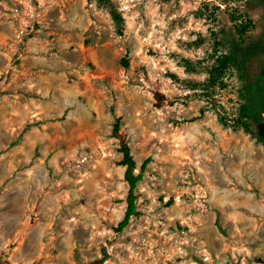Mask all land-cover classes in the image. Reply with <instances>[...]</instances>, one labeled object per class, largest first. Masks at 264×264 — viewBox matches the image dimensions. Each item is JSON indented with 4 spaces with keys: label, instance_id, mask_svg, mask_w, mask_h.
<instances>
[{
    "label": "clouds",
    "instance_id": "clouds-1",
    "mask_svg": "<svg viewBox=\"0 0 264 264\" xmlns=\"http://www.w3.org/2000/svg\"><path fill=\"white\" fill-rule=\"evenodd\" d=\"M19 2L25 13L18 42L33 21L42 29H50L53 22L67 32L92 29L93 36L106 34L119 47L118 61L127 55L132 64L125 68L118 63L115 80L100 81L93 100L80 89L83 75L91 73L86 65H75L55 53L53 60L58 63L36 61L55 70L47 78L28 79L21 85L40 97L22 106V119L62 117L61 133L88 125L95 135H73L65 141L66 150H61L49 145L47 126L26 134L27 150L16 149L0 175V252L9 254L12 264H31L19 248L13 252L9 244L22 245L26 234L35 233L38 244L47 239L49 250L58 236L71 252L76 247L74 233L82 229L88 233L85 243L92 255H85L81 248V264H92V259L104 264H230L229 254L232 262L251 257L243 237L256 234L258 238L264 228V158L257 157L251 143L238 151L227 147L218 118L210 111L201 117L200 109L210 107L206 100L196 99L202 90L185 84L207 80L206 73H190L182 63H196L205 56L203 48L181 47V42L196 40L190 35L193 31L207 35L203 22L190 15L199 10L202 0H178V4L177 0H72L68 8L69 0ZM57 10L58 18L49 20V14ZM113 11L123 20V35L117 32ZM71 47L69 36L60 51ZM37 146L39 158H35ZM123 147L135 162L131 169L123 163ZM259 151L264 153V145ZM148 157L152 162L142 172ZM3 160L5 156H0ZM129 170L135 188L126 178ZM130 194L136 197L131 206L142 215L129 217L130 226L117 233L113 229L126 217ZM21 197L23 217L13 211ZM169 200L172 205L165 207ZM37 204L44 222L38 219L33 226L30 218L36 215ZM6 208L7 212L2 211ZM217 211L221 224L230 222L240 239L233 237L229 243L219 233ZM57 219L62 227L59 233L53 231ZM177 224L186 230H178ZM32 244L29 240L28 246ZM101 246L109 259H104Z\"/></svg>",
    "mask_w": 264,
    "mask_h": 264
},
{
    "label": "rangeland",
    "instance_id": "rangeland-1",
    "mask_svg": "<svg viewBox=\"0 0 264 264\" xmlns=\"http://www.w3.org/2000/svg\"><path fill=\"white\" fill-rule=\"evenodd\" d=\"M71 2L72 0H69L65 8L70 7ZM5 3L8 5L7 9L3 7ZM101 3H108V0H101ZM58 12L59 10L50 13L48 19L58 18ZM16 13H19V15H16ZM24 13L25 6L19 0H0V53L6 54L0 55V70L5 69L6 65H11L3 75H0V156H5V160L0 161V175L5 172L16 149L23 148L27 150L25 136L29 134L32 128L39 129L42 126H47L50 136L49 145L54 149L61 150H66L65 141L73 135L85 138L95 135L88 125H85L82 129L73 127L67 132L61 133L58 125L62 122V117L41 121L22 119L24 116L22 106L30 100H39L40 97L27 92L21 85L28 79L41 76L47 78L48 74L55 70L36 62L37 60H46L47 65L58 63V61L53 60V53H55L75 65H86L91 69V73L83 75L80 89L93 100L96 99L99 92L100 81L115 80L118 63L125 68L131 67L132 64L127 55L118 61L117 58L120 57L119 47L113 46L106 34L93 36L92 29L85 33H80L79 30L67 32L59 28L54 22L51 24L50 29H42L39 22L33 21L31 26L20 36L18 42L17 36L20 33L21 19L24 17ZM112 15L117 24L118 34L123 35V20L115 11ZM190 15H193L197 21H202L203 27L207 29V35L193 31L190 35L196 36V40L187 44L181 42V47H185L187 50L195 51L203 48L205 52L204 58L196 63L191 60L182 61L190 73L207 74V80L202 84L194 81L185 82L188 87L201 89L202 93L196 99L206 100L210 106L209 108L200 109L201 117L204 116L205 111H210L218 118L217 123L220 127V134L227 141L226 146L231 150L238 151L245 144L251 143L253 148L256 149L257 157L264 158V153L259 151L260 146L264 145V141L253 131L256 125L250 123V118L237 119L249 108L253 92L254 100L259 101L260 108L264 107V86L261 87L259 83L255 85L253 90L248 65L251 57L255 55L264 68V0H202L199 10L190 13ZM184 22H186V19L181 21V23ZM175 23L174 21L173 24ZM238 28H241L240 31ZM69 36H71L72 47L67 52L62 53L60 51L61 45ZM77 45H80L79 51L76 50ZM14 48L16 49L15 52L12 51ZM31 48H36L37 51L32 53L29 50ZM44 49L48 51H44ZM225 54L232 56L233 61L222 77L223 83L219 88L213 90L212 87L208 86L209 71L217 58ZM255 61L256 59H252L250 63H252L254 72L258 74ZM169 76L173 80L177 79L171 73H169ZM158 99H162V97H158ZM221 101L224 103H221ZM16 113H19V115H16ZM248 123L251 124L252 129H248ZM10 128L12 131L9 130ZM245 137H247V141ZM239 154L247 155V153ZM35 158H39V146L36 148ZM146 160L148 161L143 172L148 171V164L152 162V158L148 157ZM7 183L5 181L6 185ZM252 187L255 191V186ZM240 191H243V189H240ZM2 192L3 189L0 188V193ZM159 199L163 203V196ZM172 203L173 200H169L165 207H170ZM9 208H11V205H9ZM24 208V200L21 197L17 208L13 211L16 215L23 217L25 215ZM2 211L7 212L8 209ZM35 211L36 215H32L30 218L33 226H35L38 219L44 222V217L39 215V204H37ZM61 215H66V213L62 212ZM140 215L135 216L139 217ZM21 223L23 224V220ZM129 226L130 224L127 227ZM240 226L243 227V225ZM215 227L229 243L232 242L233 237L240 239L230 222L226 226L221 224L218 211L216 212ZM177 229L180 231L186 230L181 228L179 224H177ZM113 230L120 233L124 229L117 231L115 227ZM53 231L56 233L62 231L59 219L53 224ZM74 236L76 247L71 252L61 244L58 236L53 240L54 246L49 250L47 239L38 244L35 233L26 234L22 245L9 244V248L13 252L19 248L31 260V264H45L43 262L47 260H50L47 264H81V248L85 249V255L90 257L92 255L87 252V244L85 243L88 233L81 229L75 232ZM243 239L247 241L245 246L252 252V256L237 257V260L232 262L229 254L230 264H241V261H244L245 264H264V228L258 233V238L254 234L244 236ZM29 240L33 242L32 247L28 246ZM216 246L219 247V244H216ZM94 251L95 249H93ZM100 252L105 260L109 259L103 246H101ZM0 256L5 260L9 254L0 252ZM92 264H104V262L103 260L92 259Z\"/></svg>",
    "mask_w": 264,
    "mask_h": 264
},
{
    "label": "trees",
    "instance_id": "trees-1",
    "mask_svg": "<svg viewBox=\"0 0 264 264\" xmlns=\"http://www.w3.org/2000/svg\"><path fill=\"white\" fill-rule=\"evenodd\" d=\"M241 27V26H239ZM239 31L241 28H238ZM252 59H256V70L258 72V74H256L254 72V69L252 68V63H250V61ZM233 61L232 56H230L229 54H225L221 57H218L216 62L214 63V65L211 67L210 71H209V78H208V86L212 87V89H216L219 88V86L221 85V83H223L222 81V77L224 76L226 70L230 67L231 62ZM249 71L251 74V78H252V85H253V90L255 88V85L259 84L262 86H264V68L262 67V65L260 64L258 57L257 56H253L251 57V59L249 60ZM252 102L249 105V108L247 110H245L243 112V114L237 118L238 120L243 119L244 117L246 118H250V123L251 124H255L256 125V121L258 120V115L260 114L262 108H260V104L259 101H255L254 100V92L252 94ZM248 123V129H252L251 128V124ZM245 124L247 125V123L245 122ZM244 124V125H245ZM116 131H119V128L117 126ZM254 133L259 136L263 141L264 139L258 134V129L257 126L255 129H253ZM124 153H125V160L123 161L124 164L129 165V168L131 169L132 167H135V162L133 161V159L131 158V156L128 155L129 149L127 147H123L121 149ZM146 160L143 163V167H142V172L146 169V164H147ZM126 178L132 182L133 188H135V180L133 179L132 175H131V171L129 170V172L126 174ZM137 178V179H141ZM135 196L133 195H129V209L128 212L126 214L125 219L119 224L118 227H116L117 231H122L123 229H125L128 225H129V217L133 216V215H140L141 213L136 212L134 207H132V201L135 200ZM6 261V259L4 260V258L2 256H0V264H3Z\"/></svg>",
    "mask_w": 264,
    "mask_h": 264
},
{
    "label": "water",
    "instance_id": "water-1",
    "mask_svg": "<svg viewBox=\"0 0 264 264\" xmlns=\"http://www.w3.org/2000/svg\"><path fill=\"white\" fill-rule=\"evenodd\" d=\"M256 126L258 129V134L264 139V119L258 121Z\"/></svg>",
    "mask_w": 264,
    "mask_h": 264
},
{
    "label": "crops",
    "instance_id": "crops-1",
    "mask_svg": "<svg viewBox=\"0 0 264 264\" xmlns=\"http://www.w3.org/2000/svg\"><path fill=\"white\" fill-rule=\"evenodd\" d=\"M9 259H11V260H9ZM11 261H12V257L7 256V259H6V261L3 264H12ZM49 261L50 260H47V261H44L43 263L47 264V263H49Z\"/></svg>",
    "mask_w": 264,
    "mask_h": 264
},
{
    "label": "flooded vegetation",
    "instance_id": "flooded-vegetation-1",
    "mask_svg": "<svg viewBox=\"0 0 264 264\" xmlns=\"http://www.w3.org/2000/svg\"><path fill=\"white\" fill-rule=\"evenodd\" d=\"M257 122L264 119V107L262 108L260 114L258 115ZM257 124V123H256Z\"/></svg>",
    "mask_w": 264,
    "mask_h": 264
}]
</instances>
